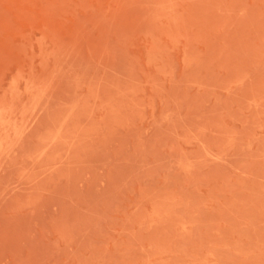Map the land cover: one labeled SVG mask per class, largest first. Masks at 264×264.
Returning a JSON list of instances; mask_svg holds the SVG:
<instances>
[{"label":"rangeland","instance_id":"rangeland-1","mask_svg":"<svg viewBox=\"0 0 264 264\" xmlns=\"http://www.w3.org/2000/svg\"><path fill=\"white\" fill-rule=\"evenodd\" d=\"M5 113L0 264H264V0H0Z\"/></svg>","mask_w":264,"mask_h":264},{"label":"bare ground","instance_id":"bare-ground-1","mask_svg":"<svg viewBox=\"0 0 264 264\" xmlns=\"http://www.w3.org/2000/svg\"><path fill=\"white\" fill-rule=\"evenodd\" d=\"M16 95V94H15ZM8 117L6 116V113L5 114H2V116H0V131L2 129H5V134L7 136H9L10 132H11V128L8 126V125H3V121L4 119H7ZM9 122V121H8ZM2 149V141H0V150ZM1 174V173H0Z\"/></svg>","mask_w":264,"mask_h":264}]
</instances>
